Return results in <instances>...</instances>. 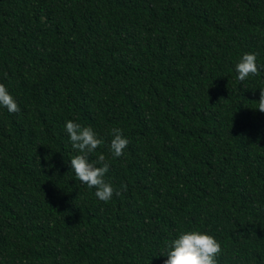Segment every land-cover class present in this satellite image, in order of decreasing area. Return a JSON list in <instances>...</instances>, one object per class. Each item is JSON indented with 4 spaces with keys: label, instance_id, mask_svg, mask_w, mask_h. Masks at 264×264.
Masks as SVG:
<instances>
[{
    "label": "trees",
    "instance_id": "1",
    "mask_svg": "<svg viewBox=\"0 0 264 264\" xmlns=\"http://www.w3.org/2000/svg\"><path fill=\"white\" fill-rule=\"evenodd\" d=\"M245 53L264 65V0H0L20 108L0 106V264H163L192 230L217 264H264V68L239 81ZM68 120L103 140L89 161L119 196L76 179Z\"/></svg>",
    "mask_w": 264,
    "mask_h": 264
},
{
    "label": "clouds",
    "instance_id": "2",
    "mask_svg": "<svg viewBox=\"0 0 264 264\" xmlns=\"http://www.w3.org/2000/svg\"><path fill=\"white\" fill-rule=\"evenodd\" d=\"M264 65H257L256 53H245L235 65L238 73L237 79L245 81L250 75L260 74ZM257 108L264 113V88H260ZM0 106L5 107L9 113H18L20 108L15 99L10 95L4 84L0 83ZM65 131L69 136L72 148L80 154L70 160L71 170L74 171L76 179L88 188H95V196L103 202H108L113 195H120V190L115 189L104 179L109 171V164L105 163V156L101 153L95 161H89L103 140L91 127H83L79 123L68 120L65 124ZM112 140L110 151L113 157H121L129 141L123 135L120 128H112ZM102 164L103 166H97ZM126 190V185H122ZM167 251L162 256L167 258L163 264H217L216 257L221 254V244L211 235L201 231L182 232L178 238L171 240L165 245Z\"/></svg>",
    "mask_w": 264,
    "mask_h": 264
}]
</instances>
